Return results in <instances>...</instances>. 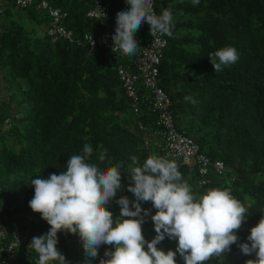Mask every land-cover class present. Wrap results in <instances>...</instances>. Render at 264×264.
<instances>
[{"label": "trees", "instance_id": "trees-1", "mask_svg": "<svg viewBox=\"0 0 264 264\" xmlns=\"http://www.w3.org/2000/svg\"><path fill=\"white\" fill-rule=\"evenodd\" d=\"M47 1L66 12L63 25L80 45L62 38L51 42L44 32L48 17L34 3L17 6V11L7 6L0 10V228L8 235L16 228L26 237L8 263L37 264L38 254L25 247V241L50 230L29 207L34 196L31 180L65 171L69 157L83 155L84 144L93 149L89 163L99 164L100 152L107 149L106 161L99 166H109L108 160L111 166H121L122 188L107 205L115 219L120 216L117 199L135 200L127 190L134 186L129 172L137 166L133 159L140 165L149 156L174 160L194 194L228 189L248 209L236 233L237 244L205 264L255 260V253L245 255L238 244L250 243L251 228L264 216V0H200L198 5L192 0H153L157 15L169 10L173 16V36L163 35L166 44L156 67L174 129L188 136L209 162L223 165L220 173L207 165L202 174L199 162L185 164L164 155L165 128L154 123L156 113L149 109L139 82L138 112L132 110L117 67L134 70V56L116 55L100 45L89 51L82 41L83 34L97 37L104 29L86 16L93 0ZM99 1L107 21L119 3ZM7 2L16 6L13 0L0 3ZM145 31L144 23L135 33L139 45L148 40ZM228 46L237 50L238 61L214 72L209 55ZM140 203L150 209L142 229L146 241H151L156 235L151 220L156 209L151 202ZM57 235V248L68 264H99L108 259L106 250L114 251L111 245H101L96 257L86 256L78 234ZM177 243L165 237L157 247L175 251ZM3 256L0 253V264ZM176 261L184 264L179 253Z\"/></svg>", "mask_w": 264, "mask_h": 264}, {"label": "clouds", "instance_id": "clouds-1", "mask_svg": "<svg viewBox=\"0 0 264 264\" xmlns=\"http://www.w3.org/2000/svg\"><path fill=\"white\" fill-rule=\"evenodd\" d=\"M126 2L128 9L117 13L113 52L135 56L140 48L135 33L145 22L151 35L173 36L169 10L157 15L152 0ZM199 2L192 0L193 5ZM209 59L214 72H219L236 63L239 55L228 46L210 54ZM185 100L195 103L191 97ZM92 152V147L84 144L83 155L69 157L65 171L50 174L47 179L37 176L31 180L34 196L29 207L50 225L46 234L33 237L28 246L38 254L37 264H68L57 248V234L62 231L78 234L86 256L96 257L101 245L113 246L114 251L104 253L108 259H100L99 264H177V253L184 264H205L237 244L236 233L246 220L248 209L228 189L194 194L179 171V164L163 157L149 156L142 165L133 159L137 166L129 172L134 186L129 185L127 190L135 200L130 201L127 196L117 199L120 216L115 219L107 205L122 188L121 166H111L110 160L109 166H99L106 161L107 149L100 152L99 164L89 163ZM140 202H151L156 209L151 215L156 233L151 241H146L142 229L150 209H143ZM165 237L178 241L175 251L165 252L157 247ZM247 241L250 243H239L238 247L245 255L255 253L256 259L246 264H264V216L251 228Z\"/></svg>", "mask_w": 264, "mask_h": 264}, {"label": "built area", "instance_id": "built-area-1", "mask_svg": "<svg viewBox=\"0 0 264 264\" xmlns=\"http://www.w3.org/2000/svg\"><path fill=\"white\" fill-rule=\"evenodd\" d=\"M117 1L119 3V9L107 21L105 20L106 11L99 0H93L92 7L87 10L86 16L97 20L98 24L104 26V29L97 37H93L89 33L82 35L81 39L87 45L89 51H92L96 45H100L116 54L112 51V36L115 34L117 13L127 10L129 7L126 0ZM13 3L18 7H25L34 3L37 9L45 12L48 17V23L44 32L51 42L62 38L68 42L80 45V39L73 38L71 31L63 25V19L66 16L64 10L49 4L47 0H13ZM145 26L148 40L140 45L137 54L131 60L134 70H128L126 67H117L118 77L122 82L126 95L131 100L132 110L138 112V97L136 93L138 86H136V82H139L146 90L144 99H146L149 109L156 113L154 123L165 128L161 132V135L165 139L163 145L164 155L172 158H180L181 162L185 164L190 163L191 160L199 162L198 172L200 174L206 171L207 165H211L214 171L220 173L223 170V165L220 161L215 160L209 162L206 157L198 153L197 145L188 136L175 131L172 123L171 109L169 108V99L165 91L159 86L157 77L158 69L156 64L160 59L166 41L163 35H151L149 25L146 22ZM93 41L94 44L92 43ZM203 180H200L199 183H203ZM8 237L9 240L7 241ZM33 237H36V235L31 234L27 236L25 247L29 246ZM25 238V235L20 233L16 228H13L9 235L0 228V253L4 254L1 258L2 264H9L7 258L13 256L15 249Z\"/></svg>", "mask_w": 264, "mask_h": 264}, {"label": "rangeland", "instance_id": "rangeland-1", "mask_svg": "<svg viewBox=\"0 0 264 264\" xmlns=\"http://www.w3.org/2000/svg\"><path fill=\"white\" fill-rule=\"evenodd\" d=\"M5 6H7V7H10L11 8V10L12 11H17L18 9H17V6H11L10 4H9V2H7V3H5V4H1V8H3V7H5ZM38 16H40V17H42V14L41 13H39L38 14ZM12 85V84H11ZM14 86V85H13ZM19 252V249H17V253Z\"/></svg>", "mask_w": 264, "mask_h": 264}, {"label": "crops", "instance_id": "crops-1", "mask_svg": "<svg viewBox=\"0 0 264 264\" xmlns=\"http://www.w3.org/2000/svg\"><path fill=\"white\" fill-rule=\"evenodd\" d=\"M1 4V3H0ZM0 10H1V7H0Z\"/></svg>", "mask_w": 264, "mask_h": 264}]
</instances>
